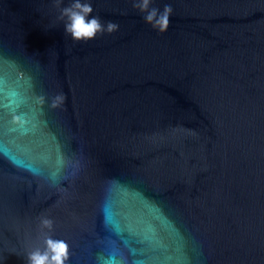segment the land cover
Here are the masks:
<instances>
[{
  "label": "water",
  "instance_id": "water-1",
  "mask_svg": "<svg viewBox=\"0 0 264 264\" xmlns=\"http://www.w3.org/2000/svg\"><path fill=\"white\" fill-rule=\"evenodd\" d=\"M70 3L0 0L2 264H264V0H90L87 42Z\"/></svg>",
  "mask_w": 264,
  "mask_h": 264
},
{
  "label": "clouds",
  "instance_id": "clouds-1",
  "mask_svg": "<svg viewBox=\"0 0 264 264\" xmlns=\"http://www.w3.org/2000/svg\"><path fill=\"white\" fill-rule=\"evenodd\" d=\"M152 0H135L134 7L143 13L144 22L150 24L159 32H165L169 25V17L172 13L170 4H165L163 9L150 8ZM93 12L90 0H71V3L61 10L64 18V32L73 42H87L105 32L112 33L119 28L114 21L101 22L100 18L91 15ZM64 96L57 95L52 99L51 107L61 105ZM45 227L51 226V221L44 219ZM68 260V245L63 240L47 237L43 248H35L27 253L26 264H66ZM2 264V261H0Z\"/></svg>",
  "mask_w": 264,
  "mask_h": 264
},
{
  "label": "snow or ice",
  "instance_id": "snow-or-ice-1",
  "mask_svg": "<svg viewBox=\"0 0 264 264\" xmlns=\"http://www.w3.org/2000/svg\"><path fill=\"white\" fill-rule=\"evenodd\" d=\"M35 170V169H34Z\"/></svg>",
  "mask_w": 264,
  "mask_h": 264
}]
</instances>
